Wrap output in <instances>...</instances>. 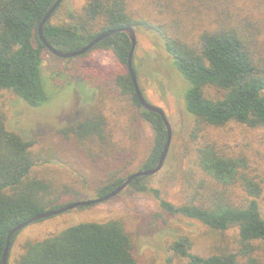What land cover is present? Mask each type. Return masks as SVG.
I'll return each mask as SVG.
<instances>
[{
	"label": "trees",
	"instance_id": "16d2710c",
	"mask_svg": "<svg viewBox=\"0 0 264 264\" xmlns=\"http://www.w3.org/2000/svg\"><path fill=\"white\" fill-rule=\"evenodd\" d=\"M56 1L0 0V90L12 91L32 107L51 100L42 74L43 52L50 50L40 38L39 27ZM128 2L89 0L81 13L71 15L70 23L61 24L52 22L57 8L43 25V35L62 52L77 51L106 31L127 26L150 29L161 38L176 68L192 84L184 108L193 120L188 133L193 151L190 160L203 174L196 187L204 190L208 182L215 186L209 187L213 192L207 197L195 189L193 195L180 203L167 199L159 188L151 186V175L134 178L127 188L151 194L161 209L158 216H183L211 229L238 230L235 250L207 256L191 252L189 237L175 238L171 248L176 255L187 259L186 264H261L256 251L258 244L264 242V214L259 202L264 178L248 172L245 155L232 153L205 133L211 127L220 128L231 122L253 129L264 128V0L246 1L262 9L256 12V17L246 9L231 12L223 8L226 14H217L223 19L216 18L213 27L199 31L196 41L183 38L177 31L171 32L161 23L134 17L128 12ZM131 46L129 36L117 32L97 42L82 56L92 50H111L126 65ZM114 81L121 94L141 109L151 128L150 150L135 171L151 169L157 165L168 139L165 122L159 113L141 105L128 69L115 76ZM209 88L215 89L217 96L209 95ZM97 107L93 106L94 110L84 119L61 132L78 145L96 147L99 158L120 157L123 146L115 140L109 120L101 107ZM118 124L116 120L114 126ZM35 142L11 130L0 112V264L8 235L16 225L38 213L71 203L63 196L70 189L58 191L51 182L31 176L33 167L43 162L31 149ZM135 171L124 175L116 170L108 174L96 188L97 197L115 190ZM237 185L247 196L240 202L232 194V188ZM20 231L11 236L7 264ZM22 246L15 264H138L132 237L118 219L77 222L44 238L26 240Z\"/></svg>",
	"mask_w": 264,
	"mask_h": 264
},
{
	"label": "rangeland",
	"instance_id": "374dc122",
	"mask_svg": "<svg viewBox=\"0 0 264 264\" xmlns=\"http://www.w3.org/2000/svg\"><path fill=\"white\" fill-rule=\"evenodd\" d=\"M89 0H63L52 22L70 23L72 14L82 12ZM247 0H129L128 12L136 18H146L161 23L171 32L177 31L183 38L196 41L199 31L213 27L217 14L223 8L231 12L246 9L254 12L260 6ZM239 5V6H238ZM223 19V18H219ZM136 46L133 65L146 99L163 109L172 127L171 145L161 170L151 175L150 185L161 190L167 199L180 203L195 189L207 197L214 184L197 188L203 174L191 162L193 151L188 133L192 117L184 108L185 98L192 86L174 65L159 36L152 30L135 26ZM183 31V32H182ZM187 35H185V34ZM127 64H121L111 50H92L87 55L64 58L44 50L42 74L51 100L39 107H32L8 89L0 90V112L5 115L7 126L26 139L36 142L33 153L43 159L31 171L32 177L49 181L63 193L65 201L76 203L97 199L96 188L108 174L120 170L126 175L135 171L147 156L152 131L139 107L115 87V76L126 72ZM217 96L215 89H207ZM98 104V105H97ZM99 106L110 123L122 148L119 156H96V147L78 145L73 138L64 136L62 129L86 117ZM118 116V119L115 117ZM119 124L114 126L115 121ZM209 133L219 144H224L234 154L248 159V172L264 178V128H249L231 122L220 128H209ZM131 151V153L129 152ZM45 158L48 161H44ZM219 187V186H218ZM233 199L245 200V191L239 185L232 188ZM264 214V191L259 199ZM158 201L151 195L127 187L105 201L85 208L66 212L35 221L23 228L11 249L9 264L23 251V243L29 239H41L61 231L77 222H123L133 241V253L138 264H186L187 259L176 255L171 248L173 240L187 236L191 240V252L204 256L223 250H235L238 230L211 229L204 224L183 216L160 212ZM256 256L264 264V242L258 244Z\"/></svg>",
	"mask_w": 264,
	"mask_h": 264
},
{
	"label": "water",
	"instance_id": "95a60500",
	"mask_svg": "<svg viewBox=\"0 0 264 264\" xmlns=\"http://www.w3.org/2000/svg\"><path fill=\"white\" fill-rule=\"evenodd\" d=\"M61 2H62V0H57L56 1V3L51 7V9L46 13V15L44 16V18L42 20V23L40 24V27H39V35H40V38L43 41V43L46 45V47L52 53H54L57 56L64 57V58L75 57V56H79V55H82V54L86 53L97 42H99L100 40H102V39L110 36L111 34H114V33H117V32H125L129 36V38L131 40V43H132L131 50H130V53L128 55L127 67H128V70H129V72L131 74V77H132V80H133V83H134V87H135V90H136V93H137L139 102L141 103V105L145 109H147L149 111L157 112V113H159L162 116V118H163V120L165 122L166 128H167L168 139H167L166 145L164 147V150H163V152H162V154H161V156H160V158L158 160V163H157V165L155 167H153L151 169H145V170L135 171L120 186H118L115 190H113L112 192H110L106 196L98 197L97 199L89 200V201L69 203L66 206L61 207V208L56 209V210H51V211H46V212L38 213V214L34 215L33 217H31L30 219H28L27 221H24V222L16 225L11 230V232L8 235L7 245L5 247L4 254H3V264H7L8 263V254H9L10 239H11V236L14 233L22 230L27 225H29V224H31V223H33L35 221H38L40 219L48 218L50 216H54V215H57V214L66 212V211L71 210V209H74V208H76L78 206L91 205V204H95V203H98V202L105 201V200H107L109 198H112L113 196L119 194L121 191H123L130 184V182L134 178H136L138 176H144V175L145 176H150V175H153V174L157 173L159 170L162 169V167L164 165V162H165V159H166V156L168 154L170 145H171L172 127H171V124H170L168 118L166 117L165 112L163 111L162 108H160V107H158V106L150 103L146 99L144 93L141 91V88H140V85H139V82H138L137 73H136V70H135L134 65H133V55H134V50H135V46H136V31H135V29L132 26H127V27H123V28L108 30L105 33L99 35L96 39H94L92 42H90L89 44H87L85 47H83V48H81V49H79L77 51H73V52H62V51H59V50L55 49L53 46H51L47 42V40L45 39V37L43 35L42 28H43V25L50 19V17L54 13V11L59 7V5L61 4Z\"/></svg>",
	"mask_w": 264,
	"mask_h": 264
}]
</instances>
